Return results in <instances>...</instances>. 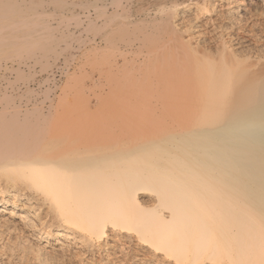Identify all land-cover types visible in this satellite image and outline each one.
<instances>
[{"label":"bare ground","instance_id":"bare-ground-1","mask_svg":"<svg viewBox=\"0 0 264 264\" xmlns=\"http://www.w3.org/2000/svg\"><path fill=\"white\" fill-rule=\"evenodd\" d=\"M85 1L0 0V54L52 47L34 17L50 3L109 9ZM111 5L102 40L139 50L117 109L0 107L2 252L16 258L18 243L28 264H264V0Z\"/></svg>","mask_w":264,"mask_h":264},{"label":"rangeland","instance_id":"rangeland-1","mask_svg":"<svg viewBox=\"0 0 264 264\" xmlns=\"http://www.w3.org/2000/svg\"><path fill=\"white\" fill-rule=\"evenodd\" d=\"M77 1L86 2L85 0ZM106 2L109 7L107 12H103L104 10L97 11L93 8L90 11L80 8H77L74 12L62 11L55 4L50 3L47 7V15L34 16L36 19L40 18L43 22L46 21L50 26L47 29L43 25L37 26L36 36L47 33L52 38L51 51L42 47L44 43L42 41L36 43L35 46H27L21 49L14 47L10 54H0V107L31 108L37 106L47 110L50 107H61L65 101L68 102L69 100L70 104L77 105V107H85L90 104L91 107L105 106L106 110L117 109L115 106L113 107L118 102L113 93L120 90L118 79H122V69L124 68L131 67L136 71L139 50L137 44H129L122 41V39H117L116 42L111 43L102 40L103 36L106 35V31H103L101 26L109 22L112 17L111 12L116 9L111 5V0ZM121 12L122 10H119L118 19H122ZM112 76L115 78L113 81L111 80ZM98 87L99 89H97ZM90 88L92 89L90 90ZM66 98L67 100H64ZM85 100L88 102H85ZM114 111L117 110H111V113L108 111L110 123H114L120 115L117 112L114 113ZM122 117H125V115ZM11 241L15 244L17 240L13 239ZM15 248L17 250L14 252L16 258H14V255L11 258L8 249L2 252L3 249L0 248L1 254L3 253L0 254L2 259H0V263L11 259V264H28L29 261L26 259H19L21 250L18 243ZM79 252L81 253V251ZM5 253L6 255L9 254L10 259L4 255ZM66 255L63 256V260L61 259L62 256L60 257L62 262L60 261L58 264H64L63 261L65 264L68 261L70 264L80 263L81 254H74L76 257L73 256V260H69ZM31 258L34 262L33 257ZM15 259L18 261L14 262ZM32 260L30 264H36L35 262L32 263ZM7 263L10 264L9 261Z\"/></svg>","mask_w":264,"mask_h":264}]
</instances>
